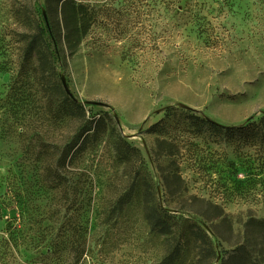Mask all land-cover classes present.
I'll return each mask as SVG.
<instances>
[{
	"label": "rangeland",
	"instance_id": "obj_1",
	"mask_svg": "<svg viewBox=\"0 0 264 264\" xmlns=\"http://www.w3.org/2000/svg\"><path fill=\"white\" fill-rule=\"evenodd\" d=\"M65 2L0 0V254L30 264L72 216L83 238L71 241L97 264H160L145 197L181 218L182 264L198 258L195 223L214 243L213 264H264V0ZM44 13L57 74L21 79L23 35ZM63 82L106 130L61 170L60 191L44 170L85 123L51 118L44 88L59 103ZM249 122L260 134L226 132ZM120 140L139 151L129 161Z\"/></svg>",
	"mask_w": 264,
	"mask_h": 264
},
{
	"label": "trees",
	"instance_id": "obj_2",
	"mask_svg": "<svg viewBox=\"0 0 264 264\" xmlns=\"http://www.w3.org/2000/svg\"><path fill=\"white\" fill-rule=\"evenodd\" d=\"M36 2H38V0H36ZM71 2L72 0H66L65 5ZM79 14V12H76V14L74 13V17ZM43 23L44 26H42L41 23L37 24L33 33L28 32L23 35L22 41H24V46L22 47L19 64V77L21 79L29 80L31 78L29 72L38 73L44 79H50L53 75L57 74V70L52 62V56H54V54L50 51L47 39L45 38L47 34L48 39H51L55 44L57 42L54 28L50 23L47 13L45 15L43 14ZM55 87L57 88L56 84ZM50 90L53 89H50L48 85L47 88H44V94L49 93L46 100V107L52 119L57 121L62 120L63 114H66L70 119L77 120L83 118L85 121L84 125L78 129L72 142L62 149L57 159V164L53 167L49 166L44 170V177L51 184L52 188L63 191L65 187H67V180L61 170L72 165L76 159L86 151L88 143L93 138L105 132L104 130H106V127L105 129L102 128V123L104 122L102 118L86 119L83 107L79 105L74 98H68L66 95L67 93L63 90L59 88L54 89L56 95L60 94V96H62V101L59 103L54 99V93L52 94ZM81 111L82 117L79 118ZM261 123L264 124V118ZM210 124L212 128H222L212 121ZM260 127V123L249 122L244 126L229 128L226 132H228V134L240 133V135L254 137L260 134ZM137 152L139 151L128 145L126 141H119L117 153L124 161H129V156ZM131 200L132 195H124L119 199L117 204L124 209V205L130 203ZM71 217H67L61 224L58 233L47 249V253H42L40 257L30 264H71V262H73V264H97L92 253L88 249L86 250V247H82L83 244H75L71 241V236L83 238V231H81L83 227L77 223H73ZM143 218L155 233L163 237L164 255L160 264H182V255L185 246L182 243V237H177L176 235L181 218L161 208L155 199L149 200L145 197ZM187 233L193 238L199 248L198 258L193 261V264H213V260L217 257V251L207 232L195 223L189 226ZM10 245L11 244H8V247H10ZM6 254H0V264H10L6 256H3ZM236 258L237 256L234 255L227 260L223 259V264L233 263L236 261Z\"/></svg>",
	"mask_w": 264,
	"mask_h": 264
},
{
	"label": "water",
	"instance_id": "obj_3",
	"mask_svg": "<svg viewBox=\"0 0 264 264\" xmlns=\"http://www.w3.org/2000/svg\"><path fill=\"white\" fill-rule=\"evenodd\" d=\"M45 15V13H44ZM63 86H64V90L65 92L71 97V98H74L72 93L70 92V90L67 88V86L65 85V83L63 82Z\"/></svg>",
	"mask_w": 264,
	"mask_h": 264
}]
</instances>
